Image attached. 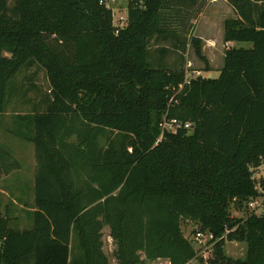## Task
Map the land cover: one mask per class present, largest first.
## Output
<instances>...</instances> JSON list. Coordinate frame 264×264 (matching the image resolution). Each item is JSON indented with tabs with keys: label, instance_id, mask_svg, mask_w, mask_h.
Segmentation results:
<instances>
[{
	"label": "trees",
	"instance_id": "obj_1",
	"mask_svg": "<svg viewBox=\"0 0 264 264\" xmlns=\"http://www.w3.org/2000/svg\"><path fill=\"white\" fill-rule=\"evenodd\" d=\"M226 1L236 17L224 22L225 41L251 46L227 48L217 77L177 93L185 69L156 67L149 42L184 53L178 36L193 33L208 0H0V114L23 67L39 64L49 83L45 108L18 114L24 125L10 129L34 145L32 224L0 216V264H112L105 226L115 264H184L195 254L184 219L245 242V256L233 258L220 240L213 264H264V206L230 214L234 199L264 203V174L255 177L264 165V0ZM118 6L127 23L116 31ZM191 43L208 70L201 40ZM164 118L191 126L162 131ZM20 166L0 144V179Z\"/></svg>",
	"mask_w": 264,
	"mask_h": 264
},
{
	"label": "rangeland",
	"instance_id": "obj_2",
	"mask_svg": "<svg viewBox=\"0 0 264 264\" xmlns=\"http://www.w3.org/2000/svg\"><path fill=\"white\" fill-rule=\"evenodd\" d=\"M13 4V0H9V5ZM125 8L119 7L113 15V24L116 30H119L122 27H125L127 23ZM124 17L122 20L121 17ZM207 16V15H206ZM205 15L202 19L200 27L205 26ZM50 42L53 39V36L48 38ZM189 34H182L178 36V40H183L187 45L186 53L183 51H176V48H172L170 44L172 41H162L156 40L153 37L149 42L150 55L152 56L151 62L159 68H170L173 65L176 67L183 66L186 61V57L189 59L190 64L186 68L188 75L191 76L194 70H203L205 68V62L200 59L194 52V48L190 43ZM159 45L162 48L168 46L165 49L164 56L158 61L155 62L154 59L157 57V46ZM244 45V44H243ZM186 49V48H185ZM185 49H182L185 51ZM166 50H168L166 52ZM202 51V48H201ZM184 55V57H181ZM170 62V64L168 63ZM158 63V64H157ZM209 65V62L207 60ZM223 64V59L220 60V65ZM211 73L212 77H217L219 72L217 69H212L211 71L203 70V75L208 77ZM9 92V95H8ZM7 99L4 106V111L0 114V144L6 146L11 151L13 157L18 160L20 167L14 169L7 175H3L0 179V188L4 189L6 193H0V208L2 211L5 209L8 214L12 216L15 211V207L23 206V203H27L26 207L30 208L33 203V184H34V170H35V151L33 143L26 141L20 137L15 136L11 133V130H18L24 125L17 116L18 114H30L38 109L45 108L49 100V83L46 77L45 70L37 63H32L27 67H23L10 81L7 88ZM114 131L108 130L106 135L100 138L101 144H106ZM262 174H264V165H261L255 173V177L258 179ZM18 190V191H17ZM16 199L19 203L16 206L13 205V201ZM251 201V200H250ZM248 202H241L234 199L230 205V214L233 216H240L244 209H248ZM8 209V210H7ZM30 211H24L21 216V221L23 220V228L30 227L31 217L29 216ZM13 221L11 224L13 225ZM32 224V222H31ZM181 228L183 234L191 240V231L195 228V224L189 220H183L181 223ZM103 250L108 256L110 262L115 264V258L112 254L115 244L109 235V228L105 226L103 228ZM223 250L226 254L232 256L233 258H243L245 256L246 244L243 241H226L224 242ZM151 264H168V261L165 259H157L152 261Z\"/></svg>",
	"mask_w": 264,
	"mask_h": 264
},
{
	"label": "crops",
	"instance_id": "obj_3",
	"mask_svg": "<svg viewBox=\"0 0 264 264\" xmlns=\"http://www.w3.org/2000/svg\"><path fill=\"white\" fill-rule=\"evenodd\" d=\"M204 15H205L206 24L205 26L200 27L202 23V19L204 18ZM235 17H236V14L233 8L228 4L226 0H208L204 9L199 14L195 29L193 33H191V35L189 34L190 36L189 40H190V43H191L192 37H196L201 40L202 54L206 57V59L209 62V69L206 70L204 68L203 70L211 71L212 69H217L218 72L220 73V69L222 68L224 64V56H225V51L227 48L233 45H239V46L241 45L245 47L251 46V43L249 42L236 43L234 41H225L224 22L228 18H235ZM186 50H187V46H186L184 53H186ZM221 59H223L222 65H220ZM189 64H190V61L186 57V61L184 62V65L182 66L185 69V71L187 70L186 68L188 67ZM203 70L202 69L200 70L202 74H203ZM208 77H212L211 73H209ZM0 193H6V191L0 188ZM12 201H13L12 202L13 205L15 206L19 203H23V202H17L16 199ZM26 204L27 203H23L24 207L20 206V208L16 206L15 207L16 209L14 211V214H12V216L8 214L5 209L2 211V209L0 208V216L7 218L11 227L22 229L23 228L22 226L25 225L23 220L21 221V216L23 215L22 213L24 211L33 210L31 206L30 208H27ZM12 221L14 222L13 225L11 224ZM29 224H31V222Z\"/></svg>",
	"mask_w": 264,
	"mask_h": 264
},
{
	"label": "built area",
	"instance_id": "obj_4",
	"mask_svg": "<svg viewBox=\"0 0 264 264\" xmlns=\"http://www.w3.org/2000/svg\"><path fill=\"white\" fill-rule=\"evenodd\" d=\"M108 0H100L101 3L107 2ZM114 1V0H112ZM117 8L113 9V15ZM124 17H121L123 20ZM117 31V30H116ZM196 77H206L204 76L201 71L199 70H194L193 74L191 76L188 75V71H185L183 81L178 85L177 89L174 88V91L177 93L180 92L186 85H189L191 82L192 78ZM191 125L189 122H182L178 119L171 118V119H166L164 118L160 122V127L162 131L168 130L175 132L178 128H189ZM160 140V137L156 140L158 142ZM263 206L264 203L261 199H252L248 203V209L250 214H262L263 212ZM234 229V228H233ZM228 231V230H227ZM191 242L194 246L195 254L192 258L188 259L184 264H213L211 262V258L214 256V249L216 244L224 239L225 242L228 241L226 240V234H222L219 237H215L214 233L212 231H203L198 228L194 229V232H191Z\"/></svg>",
	"mask_w": 264,
	"mask_h": 264
}]
</instances>
